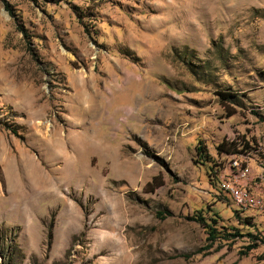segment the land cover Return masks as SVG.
Here are the masks:
<instances>
[{
    "label": "rangeland",
    "instance_id": "obj_1",
    "mask_svg": "<svg viewBox=\"0 0 264 264\" xmlns=\"http://www.w3.org/2000/svg\"><path fill=\"white\" fill-rule=\"evenodd\" d=\"M263 119L264 0H0V264H264Z\"/></svg>",
    "mask_w": 264,
    "mask_h": 264
},
{
    "label": "built area",
    "instance_id": "obj_2",
    "mask_svg": "<svg viewBox=\"0 0 264 264\" xmlns=\"http://www.w3.org/2000/svg\"><path fill=\"white\" fill-rule=\"evenodd\" d=\"M250 169L231 158L228 164L217 173L220 189L228 195L232 205L239 210L261 207L259 198L251 195L247 190Z\"/></svg>",
    "mask_w": 264,
    "mask_h": 264
},
{
    "label": "trees",
    "instance_id": "obj_3",
    "mask_svg": "<svg viewBox=\"0 0 264 264\" xmlns=\"http://www.w3.org/2000/svg\"><path fill=\"white\" fill-rule=\"evenodd\" d=\"M217 94H218L219 100H220L221 104H223V106H225V105L222 102H224L225 100L226 101L233 100L235 98V94H232V93L219 92ZM196 151H197V153L202 152L203 151V147H200V146L196 147ZM222 151L227 152V153H234L233 149L232 150L223 149ZM214 168L212 167L211 170H210L211 171V177L215 176L216 179H217V172H218L217 170H219V169H216L214 171ZM156 179H157V177H154L152 179V181L147 183L146 185L147 186L152 185ZM236 210H238V209H236ZM189 219L200 223L205 228V230L207 232V240L208 241H214L216 238L219 237L216 228L211 226V225H209V224H207L200 212H196V214H194L192 217H189Z\"/></svg>",
    "mask_w": 264,
    "mask_h": 264
}]
</instances>
